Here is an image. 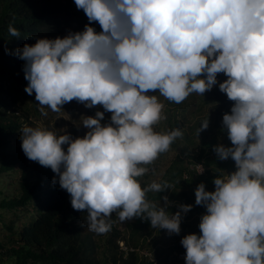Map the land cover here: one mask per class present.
Listing matches in <instances>:
<instances>
[{
	"label": "clouds",
	"instance_id": "obj_1",
	"mask_svg": "<svg viewBox=\"0 0 264 264\" xmlns=\"http://www.w3.org/2000/svg\"><path fill=\"white\" fill-rule=\"evenodd\" d=\"M75 4L102 30L86 23L82 31L16 48L25 61V91H34L39 105L53 111L73 98L85 107L101 104L111 112V123H101V110L82 116L88 131L76 138L26 124L20 132L26 156L58 174L72 207L87 210L91 230H110L113 212L122 221L146 213L151 225L178 234L182 214L193 205L180 204L172 213L166 195L159 205L146 198L149 191L168 188L166 181L142 186L137 179L183 135L179 127L154 129L165 118L164 103L149 90L180 103L194 91L211 89L223 72L227 79L219 88L235 101L222 118L232 143L213 150L219 159L231 157L236 170L215 176L212 191L203 181L197 185L195 203L206 208L201 234H186L180 242L185 264H264V0ZM8 30L19 37L12 24ZM40 111L47 114L43 107ZM207 127L208 119L197 135ZM197 167L204 171L202 164Z\"/></svg>",
	"mask_w": 264,
	"mask_h": 264
},
{
	"label": "trees",
	"instance_id": "obj_2",
	"mask_svg": "<svg viewBox=\"0 0 264 264\" xmlns=\"http://www.w3.org/2000/svg\"><path fill=\"white\" fill-rule=\"evenodd\" d=\"M64 15L71 22L87 17L83 9L77 8L75 0H0V179L19 175L16 192L0 201L5 213L1 218L12 216L11 221L4 223L6 238L0 240V264H105L97 257L98 244L85 220L87 210L72 207L70 193L60 186L58 174L49 166L28 158L22 144L20 150L12 145L13 139L20 138L22 127L32 124L27 103L14 95V87L28 84L22 67L25 61L15 54V49L25 43L34 44L37 38L61 36ZM9 24L20 30L19 37L9 32ZM225 95L218 84L203 93L202 102L204 105L220 103ZM213 143L205 145L207 150L197 148L193 160L185 161L182 155H177L160 181H166L168 188L162 192L149 191L146 198L159 205L164 203L162 197L166 195L170 202L180 200L190 204L193 197L183 189L185 185L203 181L207 190L215 188L213 178L217 175L211 168L219 166L231 172L236 166L231 157L227 161L219 159ZM188 162H204L206 173L189 172L185 179ZM53 176H57L56 183L52 181ZM140 217L141 225L150 223L146 213ZM111 219L112 233L105 250L110 255L105 259L110 264H153L138 252L121 250L120 240L134 246L129 242L132 234L127 237L114 225L113 216ZM177 250L186 251L176 246L171 252Z\"/></svg>",
	"mask_w": 264,
	"mask_h": 264
},
{
	"label": "rangeland",
	"instance_id": "obj_3",
	"mask_svg": "<svg viewBox=\"0 0 264 264\" xmlns=\"http://www.w3.org/2000/svg\"><path fill=\"white\" fill-rule=\"evenodd\" d=\"M63 33L61 38L69 33V31H82L86 23H90L95 26L97 32L101 31V26L98 21H89L88 17L78 18L75 21H69L68 16L64 15ZM204 75V74H202ZM218 81L222 82L227 79V76L223 72L217 73ZM14 95L20 98L21 101L27 103L30 108L31 126L33 127H46L57 134H63V130L71 133L73 138L83 137L88 129L83 126L82 116H95L97 110L105 112L104 117L101 119L102 124L111 123V112L103 108L101 104L93 105L92 107H85L86 102L78 101L73 98L71 101L65 102L61 105L59 111H53L48 105H39V101L35 99V92L29 94L25 91V87H14ZM149 94H156L160 101L164 103L162 114L165 118L159 120L156 124V131H167L173 128L179 127L183 135L176 137L171 143L169 149L159 154V156L150 164L145 165L149 171L138 179L142 186L150 183L152 180L160 182L164 176L166 169L172 164L177 155H182L187 160H193L195 156V150L197 148H206L205 145L213 143L217 145L223 143L226 146L231 145V141L228 137L226 126L223 124V115L226 112L231 111V106L235 101L228 98L227 94L224 100L220 103L204 105L203 94L200 92H192L182 102L176 103L169 100L158 92V89L153 91L149 90ZM40 107L46 109V115L41 113ZM208 119V127L200 131L197 135V129L201 123ZM66 126V127H65ZM22 144L21 139H13L12 145L16 150H20ZM202 146V147H201ZM67 148L66 145H64ZM209 148H206V150ZM212 173H216L217 176L225 174L228 169L222 167H212ZM18 174L6 175L0 179V201L8 194L16 192ZM199 183L192 186L185 185L183 189H186L192 194V201L190 204L193 207L187 212L182 214L180 223L181 231L177 233H169V230L160 228L159 225L153 226L151 223L146 226L141 225V217L134 216L132 218L121 220L118 214L112 213L114 217V225L128 237L132 234L129 242L131 245L140 246L142 249L152 251L153 257L157 258L158 264H182L175 260L171 255L172 248L180 246L181 238L189 233L201 234V230L198 225L200 223L201 215L206 212V208L203 204L195 203V188ZM209 191L214 190V187H209ZM207 190V189H206ZM155 192V191H150ZM184 204L180 200L171 201L168 210L175 213L179 210V205ZM192 213V214H191ZM2 208H0V240H5V228L4 223L11 221L12 216H6V219L1 217L4 215ZM191 214V215H189ZM141 222V223H140ZM94 242L98 244L97 257L105 264H110L111 261L105 259L106 249L109 247L107 239L111 238V230L104 233H97L93 231ZM144 262H147L144 260Z\"/></svg>",
	"mask_w": 264,
	"mask_h": 264
},
{
	"label": "built area",
	"instance_id": "obj_4",
	"mask_svg": "<svg viewBox=\"0 0 264 264\" xmlns=\"http://www.w3.org/2000/svg\"><path fill=\"white\" fill-rule=\"evenodd\" d=\"M220 81H218V83L216 85H214L212 88H214L215 86H217L219 84ZM211 88V89H212ZM159 121H157L153 127L154 129L156 130V124L158 123ZM229 158L227 159H223L224 161H227ZM197 164H202L203 167H204V171L202 173L201 172V169L197 167ZM236 170V169H235ZM234 171V170H233ZM189 172H195L196 174L198 175H204L206 173V166L204 164V162H188V169L184 172V178L185 179H188L189 177ZM232 172V171H231ZM226 173H230V172H226ZM225 174H223L222 176H224ZM221 176V177H222ZM119 246L121 248V250H124L126 251L127 253L129 251H135V252H138L141 254V256L145 257V258H149L151 260V262L153 264H158L159 261L157 258L153 257V254L152 252L150 251H147V250H144L142 249L140 246L138 247H135V246H130L127 244V242H125L124 240H120L119 241ZM172 257L181 262L182 264H185V256H186V251L185 250H177V251H174L172 254Z\"/></svg>",
	"mask_w": 264,
	"mask_h": 264
}]
</instances>
